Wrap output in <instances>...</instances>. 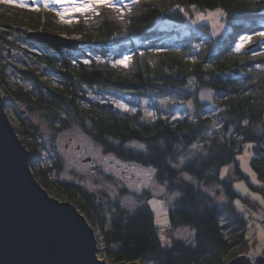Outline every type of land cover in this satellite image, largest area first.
I'll list each match as a JSON object with an SVG mask.
<instances>
[{
    "label": "trees",
    "instance_id": "16d2710c",
    "mask_svg": "<svg viewBox=\"0 0 264 264\" xmlns=\"http://www.w3.org/2000/svg\"><path fill=\"white\" fill-rule=\"evenodd\" d=\"M177 4L188 12L187 16L174 7ZM190 5H196L201 12L222 9L230 28L228 34L217 41L196 33L174 36L172 31L159 26L160 20L187 22L194 13ZM133 13L126 30L120 22L109 18L106 9H101L99 16L86 13L87 23L84 16L75 13L78 22L69 24L67 32L79 35L81 45L76 50L58 52L45 43L37 45L46 50L23 46L39 66L57 76L59 83L44 81L36 66L21 68L35 88H8V100H28L38 108L49 109V118L55 123L57 116L53 111L73 112L104 153L154 167L157 179L167 191L177 194L166 207L171 230L188 225L195 231L194 240L176 237L168 229L171 240L165 246L155 223V210L149 203L154 196L148 189L133 193L116 188L97 194L89 188L92 183L85 176L57 182L67 199L88 217L99 237L100 251L111 262L227 264L244 253L236 254L235 250H246L252 244L247 236V216L236 201L242 199L248 208L250 204L257 208V204L250 203L234 188L236 179L249 181L238 159L246 142L253 143L255 155L251 163L264 179V55H259L264 52V40L253 35V43L239 53L234 51L241 35L264 31V0H142L133 7ZM42 18V14L35 19L30 14L10 16L0 11V42L21 46L16 39L9 38L10 29L28 34L25 27L44 26L50 31L57 25L52 16ZM254 43L259 48L248 50ZM160 48L164 51L157 50ZM124 55L132 56L129 66L114 67V62ZM85 60L91 63L85 64ZM6 66L0 60V86L8 83ZM191 84L195 85V119H147L142 110H113L107 106L109 102L90 96L87 90L94 88L99 95L115 90L120 94L162 96ZM203 87L215 91L216 103L221 108L220 128L214 132H210L214 117L203 112L199 97ZM16 129L19 136H38V126L24 118ZM21 139L34 153L35 175L46 188L53 187L50 172L53 165L61 162L39 163L37 142L32 144L25 136ZM131 141L142 143L144 148L129 145ZM225 165H233L234 169L223 178L221 171ZM184 173L206 185L220 186L225 202L219 203L208 190L186 179ZM249 184L264 193V186ZM129 194L135 202L132 206L122 201ZM261 252L264 254V248Z\"/></svg>",
    "mask_w": 264,
    "mask_h": 264
},
{
    "label": "rangeland",
    "instance_id": "374dc122",
    "mask_svg": "<svg viewBox=\"0 0 264 264\" xmlns=\"http://www.w3.org/2000/svg\"><path fill=\"white\" fill-rule=\"evenodd\" d=\"M25 2L30 6L20 7L16 3L8 2V0H0V11L6 12L10 16L30 14L35 19L39 16V14H42L43 18L45 16H52L55 18L53 20L57 25L52 27L50 31L78 38L79 35L77 34H68L67 29L70 28L69 24L61 21L55 12L50 10V8L43 7L41 0H25ZM68 6L71 7V4ZM50 7H54L59 10L61 6L52 5ZM74 14L75 13H72L71 15L74 17ZM189 17L195 18V13ZM68 18V16H65V19ZM219 25H223V28H220ZM159 26L172 31L174 36L196 33L198 35H203L206 38H214V40L217 41L223 39L230 30L225 16L219 17L218 22L215 24L212 20H205L194 25L188 18L185 23L160 20ZM43 27L44 26H39L37 28L25 27L24 29L27 30L26 32L28 33L30 30H40L43 29ZM10 30L11 32L8 34L9 38L12 37L14 40L16 39L21 46L13 47L8 46L4 42H0V60L2 63L7 65L6 80L8 81V83L5 82L1 85L3 95L10 98L8 88L24 87L29 90L35 88L33 82L28 80L21 72V68L27 69L29 67L36 66L38 72L41 74V78L44 81L57 85L59 83L57 76L45 67L39 66L31 57L27 55V52L22 47L25 46L31 50H40L41 48L46 50V48L41 45H37L40 42L32 43L26 33H22L18 29ZM251 43H253V40L250 43H247L244 48ZM192 81L196 84L194 79H192ZM194 84L185 86L178 91H173L162 96H147L135 93L120 94L115 90L107 91L102 95H99L96 93L94 88L88 87L87 90L90 96L99 98L104 102L113 103L117 108L123 111L128 110L118 107L114 101H120L123 104L128 105V108H134L136 111L142 110L146 115L145 118L147 119L167 117L170 120H176L185 116L195 119L197 117V112L192 96L195 88ZM34 92H36V90ZM215 96V91L210 87H203L199 91L200 100L204 104L203 112H205L206 115L208 114L213 116L215 120L213 128L210 132L219 130L221 124V116H219L221 108L216 103ZM6 110L10 120L15 126L20 124V120L22 118L27 121H31L38 126V136L36 139H34L31 134L21 135L20 137H27L32 144L37 142V151L40 158L39 163L53 164L54 161L61 162L58 165H53L55 168H52L50 172V181L54 186L47 189L53 196L60 200H68L66 193L57 187V182L61 180H76L78 176H85L90 179L92 184H90L89 188L97 194H101L102 191H106L107 193L108 191L116 188L117 191H119L120 188H126L128 192L130 191L133 193L142 192V190L148 189L154 196L151 201L157 200L161 202L158 208H153L155 210V223L160 227V235L163 244L165 246L170 245L171 235L169 234L168 229L171 230V218L166 207L175 200L177 194L167 191L165 185L157 179L154 167L127 162L121 160L113 154L104 153L102 148L93 140L91 135L84 131L75 114L73 112H69L68 110H62L59 113L53 111V115L57 116L56 123L53 119L49 118V109L38 108L35 103L28 100H10L6 103ZM149 113L152 115H149ZM128 144L131 146H137L141 149L144 148V145L137 141H131ZM248 144L253 146L252 142H246L243 145L242 151L238 153V158L244 154L245 145ZM141 145H143V147H140ZM247 150L251 153V157L248 160V168L251 169V172H246L244 170L243 163L239 160L242 170L249 175V181L252 184L256 186H264V179L259 177L257 171L251 163L255 152L252 147ZM88 157H92V160L84 162L83 160ZM225 168L228 169L227 172H224ZM233 169V165H225L221 171V173L223 172L222 177H228L232 173ZM138 172H149L150 179L146 178L143 174L138 175ZM252 172H254L256 176L255 182L252 180ZM184 177L208 190L211 194H213L219 203L225 202V194L223 190L220 189V186L206 185L189 173H184ZM249 181L247 179H236L234 181V188L242 196L247 198L250 203L257 204V208L253 207V204H250L248 208L242 199H237V201L240 202V205L243 206L240 207L237 205L238 208L247 216V236L251 240L252 244L248 247V249H238L235 250L234 253L236 252V254H239L240 252H244L251 255L252 258H255L256 253L261 252L264 248V225L260 219L261 216L264 215L262 212L264 210V203L255 197L264 199V193L261 190L252 187L249 184ZM236 185H243L244 188L247 189V192L244 191V188L238 189ZM122 201L123 204L127 206H132L135 203L130 199V194L123 197ZM158 220L159 223L157 222ZM171 231L176 237L184 238L189 242L194 240L195 231L188 225H180ZM99 257L111 262L102 251L99 252Z\"/></svg>",
    "mask_w": 264,
    "mask_h": 264
},
{
    "label": "water",
    "instance_id": "95a60500",
    "mask_svg": "<svg viewBox=\"0 0 264 264\" xmlns=\"http://www.w3.org/2000/svg\"><path fill=\"white\" fill-rule=\"evenodd\" d=\"M27 37L58 52L81 44L79 38L46 29L30 30ZM258 48L254 43L248 50ZM8 101L0 86V264H142L99 257V237L88 217L71 200L53 196L33 172L34 153L10 120ZM227 264H264V255L242 253Z\"/></svg>",
    "mask_w": 264,
    "mask_h": 264
},
{
    "label": "snow or ice",
    "instance_id": "6c2138e0",
    "mask_svg": "<svg viewBox=\"0 0 264 264\" xmlns=\"http://www.w3.org/2000/svg\"><path fill=\"white\" fill-rule=\"evenodd\" d=\"M8 2L16 3L20 7L30 6L28 3L25 2V0H8ZM41 2L43 4V7L50 8V10L54 11L61 21L67 24L78 22V20L71 15L72 13H80L82 16H84L85 23H87L89 17L85 15L86 13H91L93 16H99L101 9H106L110 13L109 18L120 22L124 26V29L126 30L127 25L131 23L129 17H131L134 14L133 7L135 5H139L142 2V0H41ZM69 4H71V7L68 6ZM52 5H60L61 7L59 10H57L54 7H50ZM174 7L180 8L181 11H184L186 16L188 15V12L185 11V9L181 8L179 4L175 5ZM189 7L191 8L192 12L195 13V18L189 17L190 22L194 25L200 21H205V20H212L215 24L216 22H218L219 17L226 15V13L222 9H215V10L206 9L204 12H201L196 9V5H190ZM65 16H68L69 18L65 19ZM219 27L223 28V25H219ZM253 35L264 40V31L255 32L251 35L250 34L241 35L239 37V42L236 43L235 45L234 51L236 53L241 52V50L245 47V45L252 41ZM196 47H199V45H197ZM157 50L164 51V49L162 48ZM140 55H143V53H140ZM254 55H256V53H254ZM259 55H264V52L259 53ZM131 60H132L131 55H124L122 56L121 59L115 61L113 66L114 67L123 66L127 68ZM73 63H75V61H73ZM84 63L89 64L91 63V61L85 60ZM114 103H116L118 107L124 108L128 111H132V112L136 111V109L128 108V105L123 104L120 101H114ZM149 115L152 114L149 113ZM247 123L248 121H245V124ZM140 147H143V145H141ZM250 147H252V145L250 144L245 145L244 154L238 158L243 163V167L246 172H251V169L248 168V160L251 157V153H249L247 150ZM227 170L228 169L225 168L224 172H227ZM137 174L138 175L143 174L146 178L150 179L149 172H143V173L138 172ZM221 175H223V172L221 173ZM251 175H252V180L255 182L256 181L255 173L252 172ZM236 187L238 189L244 188L243 185H236ZM244 191L247 192V189L244 188ZM255 198L260 199L261 202L264 203V199L259 197H255ZM149 203H151L154 209L158 208V206L161 204V202L157 200L149 201ZM236 204L240 207H243L242 205H240L239 201H236ZM157 222L159 223V220Z\"/></svg>",
    "mask_w": 264,
    "mask_h": 264
},
{
    "label": "built area",
    "instance_id": "2783aa9c",
    "mask_svg": "<svg viewBox=\"0 0 264 264\" xmlns=\"http://www.w3.org/2000/svg\"><path fill=\"white\" fill-rule=\"evenodd\" d=\"M260 219H261L262 224L264 225V216L262 215Z\"/></svg>",
    "mask_w": 264,
    "mask_h": 264
},
{
    "label": "bare ground",
    "instance_id": "6f19581e",
    "mask_svg": "<svg viewBox=\"0 0 264 264\" xmlns=\"http://www.w3.org/2000/svg\"><path fill=\"white\" fill-rule=\"evenodd\" d=\"M81 45V44H80ZM52 47V46H51ZM53 48V47H52ZM64 49H70V48H64ZM70 50H74V49H70ZM257 254H261V252H258V253H256V255ZM256 257V256H255Z\"/></svg>",
    "mask_w": 264,
    "mask_h": 264
}]
</instances>
